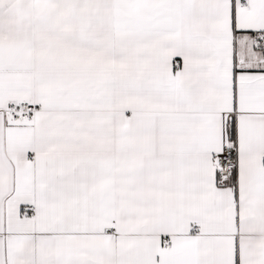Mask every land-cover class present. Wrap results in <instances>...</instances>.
<instances>
[{"label": "snow or ice", "instance_id": "1", "mask_svg": "<svg viewBox=\"0 0 264 264\" xmlns=\"http://www.w3.org/2000/svg\"><path fill=\"white\" fill-rule=\"evenodd\" d=\"M0 264H264V0H0Z\"/></svg>", "mask_w": 264, "mask_h": 264}]
</instances>
